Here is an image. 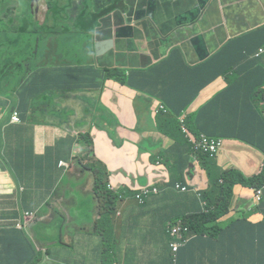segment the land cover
<instances>
[{
	"label": "crops",
	"instance_id": "0c3cea01",
	"mask_svg": "<svg viewBox=\"0 0 264 264\" xmlns=\"http://www.w3.org/2000/svg\"><path fill=\"white\" fill-rule=\"evenodd\" d=\"M0 1L6 2L8 7L18 4L22 9L27 4L26 0ZM88 1L94 2L92 8L99 6L97 14L101 22L96 20L89 27V21L78 17L76 27H83L79 34L71 32L66 25H59L58 31L64 37H73L70 49L64 52L69 64L76 53L80 59L71 66L81 69L87 62L107 67H114L118 63L125 68L127 64H133L130 68L136 69L135 63L141 61L146 89L145 93L139 92V96L134 89L107 81L100 95L103 110L99 108L102 105L97 104L99 109L94 106L92 117L96 114H116L119 116L118 127L100 121L95 122L93 129L86 123L81 125V121L86 122V108L77 107L74 100L66 101L62 108L67 107L73 113L70 116L75 121L73 133L77 129L92 131L95 161L108 170L109 188L112 186V191L121 193L123 197L116 205L112 204L116 206L114 217L105 216L101 229L89 230L94 226V219L91 208H85L84 205L92 200L95 184L93 179L90 180V172H81L76 166L75 156L84 153L77 135L62 133L61 128L69 125V122L57 126L47 123L30 126L31 110L36 104L37 113H44L46 107L43 106L41 110L39 102L42 98L47 100L46 92L50 90L43 92L42 98L35 97L36 88H30V79L37 81V77L47 69L55 76L48 75L42 81L57 88L53 85L59 71L56 64L58 58L46 55V38L57 34L58 38L61 36L59 32L55 34L47 29L56 28L54 21L49 25L47 21L50 16L55 19L59 11H49L46 0H34L35 10L30 18L24 16L21 23L22 27L33 23H41L40 28L46 27V31H29L42 45L40 61L45 64L29 68V74L19 81L15 78L9 81L8 77L3 83L4 74L0 81V249H5L4 260L7 264H18L19 261L20 264H264V210H255L263 203L264 188L258 200L256 190L260 188H245L241 185L233 188V200L228 206L230 211L220 221L224 225L218 238L196 239L193 238L196 234L190 232V238L178 251L173 252L170 247L172 238L168 232L169 224L183 221L188 216L200 215L207 206V199L203 195L209 192L208 172L202 168L203 155L216 161L210 171L217 168L234 169L232 173L243 179L260 172L264 154L241 140H244L249 125L251 133L264 138L263 126L254 120L259 115L256 104L251 100L255 91L253 86L257 85L254 67L264 57V53L257 56L259 49H264V0ZM41 5H46L47 9L42 6L38 10ZM115 7L127 11L131 8L140 13L141 18L146 16L142 20L149 19L143 25L129 26L120 21L121 13L110 15ZM10 22L14 21L0 13V70L6 72H9V64H16L23 53L13 48L23 39L21 33L13 38L12 32L4 28ZM100 32L102 40L114 42L112 48L115 47V51L108 52L112 49L109 46L101 51L104 55L95 59L92 55L98 50L96 43ZM195 37L201 38L207 46L204 60L198 57L194 47L189 44ZM229 42L231 46L223 51ZM27 47L36 50L29 43ZM229 58L235 59L233 62L236 63L235 69L240 79L231 90L232 94L238 96L233 105L238 108V127L230 132L229 138H226L225 132L224 139L215 136L205 139L207 134L201 131L199 136H194L184 125L185 118L179 121L172 116L169 104L179 102L189 107L179 117H186L192 112L194 114L200 107L206 116H216L221 108V95L227 87L221 64ZM83 72L87 75L85 70ZM89 75H94L92 70ZM216 75H220L219 78ZM261 83L263 88L264 79ZM133 84L141 89L136 82L133 81ZM137 96L138 101H135ZM30 101L39 102L33 103L31 107ZM16 110L22 111L21 124L12 122ZM159 126L165 128L166 134L158 131ZM178 130L184 133L183 143L168 135ZM207 130L213 133L216 128L210 125ZM214 134L218 135L220 131ZM158 135L164 136L162 148L157 141ZM197 138L202 141L197 142ZM219 139L224 144L217 150L218 153L204 150L203 140L214 143ZM161 150L172 164L190 167V176L185 171L187 182L172 180L170 189L165 188V182L169 180L165 167L152 165L149 160L154 152ZM200 150H204V154ZM140 152H145L147 161L144 160L145 156H139ZM60 162L67 163L69 167H60ZM160 170L167 173V179L154 177ZM18 177L24 188L29 187L42 196L35 200L34 205L27 203L21 208L29 212L33 206L34 211H40L39 216L42 214L40 219L43 222L31 223L37 229V243L28 227L14 226L20 233L16 242L10 245L12 236L7 231L5 213L10 207L7 204L8 197L22 192V188L16 185ZM152 182L157 184L162 196H158V189L156 195L139 203L134 198L135 194L140 188L151 186ZM176 184L188 187L191 191L183 193L176 188ZM46 200L54 202L49 206ZM244 210H253L254 215L248 218L242 245L224 256L222 248L226 240L232 239V249L234 237L241 236V228L233 225L244 217ZM15 217L21 219V211ZM255 224H259L257 228ZM50 232L53 233L46 239ZM32 241L43 254L34 252ZM24 252L26 257H16Z\"/></svg>",
	"mask_w": 264,
	"mask_h": 264
},
{
	"label": "trees",
	"instance_id": "16d2710c",
	"mask_svg": "<svg viewBox=\"0 0 264 264\" xmlns=\"http://www.w3.org/2000/svg\"><path fill=\"white\" fill-rule=\"evenodd\" d=\"M0 13L4 14L6 12V8L8 7L7 3L4 1H0ZM115 11L119 10H124V8H114ZM114 12V11H113ZM112 13V12H111ZM110 13V14H111ZM6 17L7 14H5ZM138 17L141 18V14L138 13ZM86 21H89L85 19ZM98 20V14L96 13L95 16L89 21L87 26H90L91 22ZM109 20V19H108ZM48 23V22H47ZM106 24V21H104V25ZM8 26V25H7ZM30 25L27 24V26L22 27L20 31L17 33L20 34L21 32L26 33L28 31ZM92 26V25H91ZM103 26V25H102ZM6 27V26H4ZM80 28H83L81 25L78 26ZM15 33V32H14ZM73 40V38H72ZM192 44L196 49V52H200L201 50L204 52L206 50L204 42L199 39L195 38L192 39ZM231 46V43H227L223 49L225 51ZM223 54V53H222ZM199 56V55H198ZM223 56H225L223 54ZM235 59H230L227 60L226 62L221 64V71L222 75H224V79L227 80V87L224 89L222 95H221V108L217 112L216 116L214 117H208L204 113V109L201 107L193 114V115H188L184 119V125L190 129V132L194 136H199L200 131L204 132L207 134V137H220L224 139V132L226 133V138H229L230 132L235 130L238 127V108L233 106L236 104L238 96H235L234 94L231 93L232 86L237 84V81H240L238 74L236 73V63H234ZM72 63L66 65L63 67L62 70V76L57 74V79L54 82L56 89H54L52 86L49 84H46L45 81H42V78H46L48 76L47 74V69H44V73L41 74L39 77H37V81L30 79V88H36V94L35 97H41V94L45 92L46 90H58V89H78L82 90L83 92H96V94H99L100 96L102 92L104 91L105 87V82L108 81V79H113L115 82L120 83L122 85L129 86L133 89H137L133 81L135 78H130L127 79L124 76V73H117L114 74V70H100L96 72V74L93 76V78H90L89 75L84 74V70L77 67V66H71ZM19 76L15 75V78H18ZM135 77V76H134ZM264 79V57L263 59L259 60V64L254 67V80L257 85L253 86L254 93L251 97V100L253 103V97L256 95L261 94V98L264 100V87L262 88V81ZM253 80V82H254ZM1 81V77H0ZM135 82V81H134ZM234 82V83H232ZM139 84V82H136ZM52 87V88H51ZM262 88V89H261ZM144 88L141 87L139 90H143ZM49 90V91H50ZM226 99V101H224ZM48 101L50 99L47 98ZM41 101H45L44 98L41 99ZM39 102V101H37ZM33 102V103H37ZM97 103L100 105L99 97L93 98L91 100V103L89 104V107L94 110V106L99 109L101 108L103 110V106L98 108ZM53 105H56L57 103L54 101L52 102ZM187 107H184L181 105L179 102L169 104V109L172 111V116L176 119L179 120V116L181 115L182 112L185 111ZM18 111V110H17ZM72 111L69 110L67 111V114H71ZM20 115L22 117V111L20 110ZM22 119V118H21ZM255 122L261 124L264 128V119L260 116L254 118ZM98 122L95 118V122ZM247 121V118L245 119V122ZM94 122V124H95ZM30 126L33 127L35 123L29 122ZM181 123V122H180ZM173 124V121H172ZM246 124V123H245ZM212 125L215 126L216 130H214L213 133L208 132V127ZM247 125V124H246ZM100 127V126H99ZM174 127V126H173ZM175 130V127H174ZM220 131V134H214L216 131ZM158 131L166 134V130L163 126L158 127ZM184 133H180L179 130L178 132L175 131L174 134H168L172 139H175L179 143H183ZM255 134V135H253ZM242 142L249 144V146L257 149L261 153L264 154V138L258 136L256 133H252L251 135H248L245 133L244 135V140H241ZM79 143L83 146V149L85 150V156L82 158H78L76 160L77 165H79L82 168L83 172H91L92 177L94 178V184H95V191H100L101 193H105L108 197H106V201L103 202V204H106L107 207L103 209V212H106L107 209H109L108 205H112L115 203L119 198V196L115 193H113L111 190H109V183L107 182V178L109 175L108 170L106 167L101 164L100 162L95 161L94 157V144H93V139L89 135V132L85 133V137L83 135L79 136ZM218 153V151L216 152ZM205 157L202 158V163L204 167H202L204 170H207L208 172V185L212 181V179L216 182L215 185L217 187V191L213 192L210 189L209 185V192L204 194V198H206L207 206L205 210L200 214L196 216H188L183 218L184 224H186L190 232H193L196 234L195 237L196 239H200L203 237H209V238H218V234L222 229L219 228H214V227H209L206 224L212 223V222H219L223 217H225L228 213V206L230 203L231 196L233 195V188L236 185H241L245 188H261L264 186V162L260 167V172L257 175H254L253 177H250L248 179H243L235 176L232 172L234 169H229V170H221L217 171L216 175L209 174L210 169L213 168L215 165L216 161L215 159L210 158L208 155H203ZM87 161V164H84V162ZM184 167V166H182ZM17 182L16 185L19 188H24L22 185V182L20 181L19 177L18 179L16 178ZM25 191L18 192L17 194L11 195L7 199V204L8 206H12V219L15 217L17 212L19 211L20 208H22L25 204L31 203L34 205V202L36 199L41 198L42 196L40 195L39 192L37 191H31L33 189L29 187L24 188ZM17 195H20V198L17 197ZM114 200L113 203L110 202V198ZM113 205V207H116ZM35 208L33 206L31 207V211L29 212H37L34 211ZM258 210L263 211L264 210V195H263V203L258 205ZM100 212V213H103ZM254 213L247 214V216L244 218L242 221V228H241V236L235 238L233 240V247L231 249L230 243L225 246L223 245V255L225 256L226 254L231 253V251H235L237 247L242 245L243 241V235L245 233V230L247 228L246 223L249 221L248 218L250 216H253ZM259 224H255L254 227L257 228ZM234 226V225H233ZM25 246V245H24ZM26 247V246H25ZM32 247V246H31ZM30 247V248H31ZM34 252H38L37 250H34ZM40 254V253H38ZM4 255H5V249H1V255H0V264H7V262L4 260ZM26 253L18 254L16 257L18 258H24L26 257ZM14 257L15 259H18ZM20 264V261L18 262Z\"/></svg>",
	"mask_w": 264,
	"mask_h": 264
},
{
	"label": "rangeland",
	"instance_id": "374dc122",
	"mask_svg": "<svg viewBox=\"0 0 264 264\" xmlns=\"http://www.w3.org/2000/svg\"><path fill=\"white\" fill-rule=\"evenodd\" d=\"M26 2H27V4H26L24 9H22V7L18 6V4H16L15 6L7 7L6 8L7 13H4V16H5V14H7V16L14 21V22H10L8 24V26L4 27L5 30L12 32L11 36L13 38L16 36H19V34H15L14 32H18L22 28L21 19L24 16H28V18H30L33 11L35 10L36 4H35L34 0H26ZM46 3L48 5L49 11H53V10L59 11L58 14L55 16V19H53L50 16L48 21H47L48 22L47 25L52 24L53 21L57 25L55 29L47 27V29L51 30L50 32H55V34H57V32H59L58 29H59L60 24L68 26V29L71 32H74L75 34L81 33V31H83V28L76 27L77 18L79 17V18H82L83 20L87 19L90 21L93 18V16H95V14L97 13V9L99 7L98 5H96L94 8H92L94 5V2H90L88 0H46ZM42 6H44V5H41L38 10H41ZM105 7H106V5H105ZM44 8L47 9V6L45 5ZM8 17H6V18H8ZM97 22H101V20H98ZM94 23H95V21L91 22L90 26ZM40 24L41 23H36V24L33 23L31 26H29L28 31H27L28 32L27 35L24 32H21L20 35H21V37H23V39L18 41L17 46H14L13 48H14V51H18L20 53L23 52L22 58L19 59L16 64L13 62H11L9 64V66H8L9 72H6L5 70H0V77L4 74L3 80L1 78L3 83L7 81L8 77H9V81L12 78H15V75L19 76L18 78H15L16 81H19L20 79H23L24 77H26L27 74H29V68H35L33 66H35L37 64H40L39 66H43V64H45L44 62L40 61V56L43 53L42 45L39 43V40L36 37L31 36V34H30L31 32H29V31H43V30L46 31L47 30L46 27L42 26L40 28ZM60 34H61V36L59 38H58V34L55 37L53 36V37L46 38V55L48 57L58 58V62H56V64L58 65V69H59V71L57 72L58 75H60V74L62 75V70L59 67L66 66L69 64V61H68V59H66L67 57L64 54V52L70 49L69 45L72 43V38H73V37H64V35L62 33H60ZM28 43L30 45L36 47V50L33 51L30 49V47H27ZM79 59H80V55L76 53L74 58H73V61H70V62L71 63H77L79 61ZM17 64H21V65H17ZM135 64H136L135 66H137V68L131 69L130 67L134 66L133 64H127L126 68H125L122 65L115 63L114 66L116 68H115V71L113 73L114 74L124 73V76L127 79L142 78L144 73H145V71L141 68L142 63H141V61H139ZM47 66H51V65H47ZM23 69H24V71L22 72ZM50 69L53 70L54 68H50ZM47 74L51 75V76H55V73H52V71H48ZM219 76L220 75H216L215 77L219 78ZM46 94H47V98L50 99V101L45 100V101L39 102L41 104V110H42L43 106L46 107L44 110V113L38 114L36 104H35L33 110H31V113H32V111H33V113L29 116V121L35 123L37 126L40 124H45V123H47L50 126H57V124L63 125V124H66L67 122H69L70 123L69 125H65L61 128L62 133L66 132V133L71 134V135H74V133H75V135H83L85 137V133H86L85 130L77 129V130H74V133L72 132L73 122H75V121H73V118L70 116L73 113L67 114V111H69L71 109H69L67 107L62 108L66 101H72V100H74L77 103V107H79L81 109L86 108L85 109L86 122H85V120L81 121L80 122L81 125L86 123V125L88 127H91V129H93L95 118H96V120L103 122L105 124H111V125H114L116 127L119 126V116L116 114H109L110 116H104L101 114H96L95 117H92V113H93L92 110L93 109L89 107L88 98L86 97V95L81 90L66 88V89H61V90L60 89L50 90V91H47ZM253 100L256 104L258 115L264 119V100L261 98V94L253 97ZM54 101L57 103L56 105L52 104V102H54ZM30 102H31L30 105L32 107L33 101H30ZM101 105L103 106L102 103H101ZM188 108L189 107H187L185 110H188ZM54 111H58L59 113L57 114ZM46 113H49L48 116L49 115H51V116L48 118V116H46ZM188 115H190V116L193 115V112L188 113L185 116H188ZM181 118H185L184 115L179 117V121ZM138 123L140 125V120L138 121ZM61 125H59V126H61ZM138 128L140 129L139 126H138ZM89 135L91 136L92 139L94 138L92 131L89 132ZM253 135H255V134H253ZM200 140H202V139L197 138L196 141L199 142ZM157 141L160 142V146L162 148L163 142H164V136L158 135ZM163 153H164L163 150H161L158 153L154 152V155L151 158H149V160L152 163V165L155 164L157 167H165L166 172L169 175V180L165 182V184H166L165 188L170 189L172 180L187 182V180H188L187 175L190 176V174H191L189 171L190 167L189 166L182 167V166H176V165L172 164V162L169 159H167L165 156H163ZM139 156L140 157L145 156L144 160L147 161V155L145 154V152H140ZM252 162L255 163L254 160H252ZM186 170H187V175L185 173ZM217 171H219L218 168L215 171H209V174L216 175ZM167 173L160 170L159 172H157L154 175V177L159 178V179H165L167 176ZM91 174L92 173L90 172V175ZM92 179L94 181L93 177L90 178L91 181H92ZM152 179H154V178H152ZM215 183L216 182L212 179V181L209 184L210 189L213 192L217 191V187H216ZM153 187H156L157 189H159L157 184H154L152 182L150 189H152ZM110 189L114 191L112 186H110ZM158 196H162L160 189H159V195ZM17 197L20 198V195H17ZM106 197H108V196L105 193H101L99 190L95 191V194L93 195L92 200L89 201L86 205H84L85 208H91L92 214H93V219H94V226H96V227L93 226L91 229H89L87 227V229L94 230V228H96L97 230H99L102 228V226H104L103 220H104L105 216L114 217L116 207H113L112 205L109 206V209H107L106 212H103V209L107 207L106 204H103V202L106 201ZM232 200H233V196H231L229 205H231ZM110 202L113 203L114 200L110 198ZM12 209H13V207L10 206L6 210V213H5V216H6L5 222H6V224H8L7 231H8V234L12 236V241H11L10 245H13L16 242L17 237L19 236L20 232L16 228L23 227V226H26L30 229V232L34 235L33 240L37 243V241L39 240V237L36 234V232H37L36 226L28 223L29 221H32L34 219V216L29 214L30 218L28 219V221H21L20 224L15 225L16 226V228H15L14 224H13V220L11 218L12 217ZM228 210L230 211V208H228ZM255 210H258V207ZM19 211H22V209L20 208ZM100 212H103V213H100ZM253 212H254L253 210L250 212H247L246 210H244V213H243L244 217L241 218L240 220H238V222L236 221L237 223L234 224L233 227L238 226V227L242 228V221L244 220V218L247 216V214H250ZM41 216H42V214L37 219V222H43V219H40ZM206 225L209 227H214V228L216 227L219 229H223L222 225H224V224L219 221V222L208 223ZM52 233L53 232L48 233L46 239L49 238ZM231 241H232V239L226 240L225 246L227 244H229ZM0 255H1V250H0Z\"/></svg>",
	"mask_w": 264,
	"mask_h": 264
},
{
	"label": "clouds",
	"instance_id": "9594fccd",
	"mask_svg": "<svg viewBox=\"0 0 264 264\" xmlns=\"http://www.w3.org/2000/svg\"><path fill=\"white\" fill-rule=\"evenodd\" d=\"M145 12H147L146 11V9H145ZM113 13H121V15L120 16H122V19L120 20L121 22H123V23H125V24H127V25H129V26H134V27H137V26H140V25H143L144 24V22H146L148 19H149V17L148 18H146L145 20H142L143 18H145V17H142V18H139L138 17V13L135 11V10H133V9H131L130 8V10H119V11H114V12H112L111 14H113ZM110 14V15H111ZM119 16V15H118ZM110 19H111V17L109 18V22H110ZM103 34V33H102ZM104 34H106V33H104ZM99 36H98V42L96 43V48L98 47V50H96V52L92 55V57H94L95 59L96 58H98V57H101L102 55H104V54H101V51H104L107 47H108V45L106 44L107 42H112V40L111 41H105V40H102V36H101V32L98 34ZM195 38H199V37H195ZM195 38H193V39H195ZM199 39H201V38H199ZM202 40V39H201ZM203 41V40H202ZM204 42V41H203ZM189 44L191 45V46H193V44H192V39L190 40V42H189ZM205 44V43H204ZM113 45H114V42H113ZM113 47V46H112ZM111 47V48H112ZM194 47V46H193ZM205 47H207L206 46V44H205ZM110 48V49H111ZM194 49H195V47H194ZM206 50H207V48H206ZM110 51H115V47L114 48H112L111 50H109L108 52H110ZM195 51H196V49H195ZM107 53V52H106ZM197 53V52H196ZM198 55V54H197ZM116 67L114 66V67H107V66H100V65H98L97 63H93V64H89L88 62L85 64V67L83 68L84 70H85V72L87 73V75H89V71H91L92 70V72L94 73V75L96 74V72H98V71H100V70H102V71H104V70H114ZM86 75V76H87ZM94 75H92V77L89 75V77L90 78H93V76ZM108 81H112V82H115L113 79H108ZM135 82H139V85H140V87H143L144 89L143 90H139V89H134V91H138L137 93H139V92H144L145 93V89H146V78L143 76L142 78H139V79H135L134 80ZM106 83H107V81L105 82V86H106ZM115 83H117V82H115ZM117 84H119L120 86H123V87H129V86H126V85H122V84H120V83H117ZM129 88H131V87H129ZM104 89H105V87H104ZM131 89H133V88H131ZM82 91V90H81ZM85 95H86V97L88 98V102H89V104L91 103V100L93 99V98H97V97H99V101H100V96H98L99 94H96V92H83ZM139 96H140V93H139ZM139 96H137L136 98H135V101H138V98H139ZM98 104V103H97ZM101 104V103H100ZM21 123H22V119H21ZM21 123H19V124H21ZM249 130H251V126L249 125L248 127H246V133L248 134V135H251L252 133L249 131ZM79 136L80 135H77V137H78V140H79ZM244 143V142H243ZM246 144V143H245ZM81 145V144H80ZM247 145H249V144H247ZM81 148L83 149V147L81 146ZM84 150V149H83ZM85 156V150H84V153L83 154H78V155H76L75 157V162H76V160L78 159V158H82V157H84ZM65 164H67V163H65ZM84 164H87V161H85L84 162ZM76 166L77 167H79L80 169H81V172H83L82 171V168L79 166V165H77V163H76ZM69 167V165L67 164V166L66 167H63V168H65V169H67ZM108 187H109V185H108ZM149 187H151V186H145V187H142V188H140V190L137 192V194H135V196H134V198L136 199V195H138L140 192H141V190L142 189H144V188H149ZM263 187V186H262ZM264 188V187H263ZM24 189L22 188V191H23ZM109 190H111L110 188H109ZM112 191V190H111ZM191 190H189V192H190ZM113 192V191H112ZM113 193H115V192H113ZM187 193V192H186ZM115 194H117L118 196H119V198H118V200H117V202H119V200L123 197L122 195H121V193L120 194H118V193H115ZM150 196H152V195H150ZM150 196H148L147 198H149ZM147 198H144L143 199V202H144V200L145 199H147ZM137 200V199H136ZM47 202H48V204H49V206H51L52 204H53V202L54 201H52V200H46ZM138 201V200H137ZM117 202H116V204H117ZM139 202V201H138ZM142 202V203H143ZM258 202V201H257ZM140 203V202H139ZM21 213H22V218L21 219H19V218H17V217H14L12 220H13V224H14V226L16 225V224H20L21 223V221H28V219L30 218V216H29V214H31V215H33L34 216V219L32 220V221H29L28 223H34L35 221H37V219L39 218V213H40V211H37V212H26L25 210H22L21 211ZM8 225V224H7ZM33 242V241H32ZM33 245H35V243L33 242ZM107 246H109V243L107 244ZM35 248V250H39V248L35 245L34 246ZM1 250V249H0ZM37 253H40V254H43L41 251H38ZM112 264H118V263H112Z\"/></svg>",
	"mask_w": 264,
	"mask_h": 264
},
{
	"label": "built area",
	"instance_id": "2783aa9c",
	"mask_svg": "<svg viewBox=\"0 0 264 264\" xmlns=\"http://www.w3.org/2000/svg\"><path fill=\"white\" fill-rule=\"evenodd\" d=\"M263 53H264V49H259L257 56H259ZM12 122L14 124L21 123V115H20L19 111L16 110L13 113ZM205 139H207V138H205ZM203 143L205 144L204 150L205 151L209 150L211 153H214L215 151L219 150L221 147H223V144H224L223 140H221V139L216 140L214 143H208L205 140H203ZM198 150L199 149L197 148L196 151H198ZM204 150H200V152L202 154H204ZM59 166L60 167H66L67 164H65L64 162H60ZM263 187L256 190L257 191V200L260 198ZM150 188L151 187L144 188L141 190V192L138 195H136V199L140 203L143 202L144 198H147L150 195H156L158 193L157 188H154V187L152 189H150ZM176 188L183 193L189 192V190H190L188 187L181 186L180 184H176ZM168 232H169L170 237L172 238V240L170 242V247H171V250L173 252L178 251L179 247L182 246L191 236L189 227L186 224H184V222L182 220H177L175 223L169 224L168 225Z\"/></svg>",
	"mask_w": 264,
	"mask_h": 264
},
{
	"label": "water",
	"instance_id": "95a60500",
	"mask_svg": "<svg viewBox=\"0 0 264 264\" xmlns=\"http://www.w3.org/2000/svg\"><path fill=\"white\" fill-rule=\"evenodd\" d=\"M112 45H113V42H109V43H108V47H109V46L112 47ZM197 54L199 55L198 57H199L200 59H203V60L207 57V52H206V50H205L204 52L201 50V53L197 51Z\"/></svg>",
	"mask_w": 264,
	"mask_h": 264
}]
</instances>
